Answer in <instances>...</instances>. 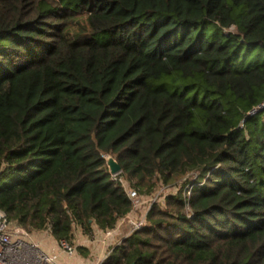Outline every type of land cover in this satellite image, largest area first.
<instances>
[{"label":"trees","instance_id":"trees-1","mask_svg":"<svg viewBox=\"0 0 264 264\" xmlns=\"http://www.w3.org/2000/svg\"><path fill=\"white\" fill-rule=\"evenodd\" d=\"M263 102L264 0H0V210L113 228L111 156L140 195L184 182L101 264H264Z\"/></svg>","mask_w":264,"mask_h":264},{"label":"built area","instance_id":"built-area-1","mask_svg":"<svg viewBox=\"0 0 264 264\" xmlns=\"http://www.w3.org/2000/svg\"><path fill=\"white\" fill-rule=\"evenodd\" d=\"M263 107L264 102L252 110V113ZM112 176L124 188L126 195L131 200L132 207L126 215L118 220L113 228L101 230L94 227V231H92L94 236H92L99 243V252L92 264H101L115 246L128 238L134 231L141 229L146 223L150 208L154 204L164 205L165 195L169 193L166 192V186L159 184L154 189L161 187L162 194L155 193V190L149 195H140L136 189L128 184L124 177L119 175V172L112 174ZM191 188V185L186 186L188 193H190ZM173 191L176 192L177 189L174 188ZM125 229L126 232L123 231ZM47 234L50 235L48 229L37 233L27 231L11 221L6 213L0 210V264H59L62 254L73 258L77 257L76 247L65 240H55L56 250H52L51 243L46 244L39 238L41 235ZM114 241L117 242L113 243ZM112 244L117 245L110 248L109 246Z\"/></svg>","mask_w":264,"mask_h":264},{"label":"rangeland","instance_id":"rangeland-1","mask_svg":"<svg viewBox=\"0 0 264 264\" xmlns=\"http://www.w3.org/2000/svg\"><path fill=\"white\" fill-rule=\"evenodd\" d=\"M192 178L193 177H190L189 179H192ZM183 182H184V180L183 181H180V183L176 187L175 186L166 187L167 188L166 189L167 190L166 192L173 191L174 188L178 189L179 186L183 185ZM160 189H161V191H159ZM153 191H155V193L160 194L162 192V188L161 187H158L157 189H153ZM126 229L123 230V231L126 232L127 231ZM92 231H94V230H92ZM82 235H83L82 230L79 227H77V226L74 227V235H73V243H72V245H74L76 247L77 252H80L81 253V250H82L83 252L81 254L84 255V256L87 255L89 249L87 250L86 248H84L85 245H89L88 247H90V249L93 250V251H95V250H97L99 248V243L96 242V238L95 239L93 238L94 235H93L92 232L89 235H85L86 236L85 242H84V239L82 238ZM39 238H41V240H43L46 244L47 243H54L55 244V239L52 236H50L49 234H47V235H41ZM115 242H117V241H114L113 243H115ZM115 245H117V244H112L109 247L111 248V247H114ZM92 254H93L92 256H94V258H95V254L96 253H93L92 252Z\"/></svg>","mask_w":264,"mask_h":264},{"label":"crops","instance_id":"crops-1","mask_svg":"<svg viewBox=\"0 0 264 264\" xmlns=\"http://www.w3.org/2000/svg\"><path fill=\"white\" fill-rule=\"evenodd\" d=\"M82 238L84 239V242L86 240V236L85 235H82ZM54 243H51L50 245L52 246L51 249L52 250H56V246L55 244L53 245ZM89 245H85L84 248H86L88 250V254L87 255H82L81 253L83 252L81 250V253L80 252H77V257L76 258H73V257H69L65 254H62L60 256V259H59V264H92L93 260H94V256H92V252L93 253H98L99 252V249L93 251L90 249V247H88ZM85 252V251H84ZM96 254H95V257H96Z\"/></svg>","mask_w":264,"mask_h":264},{"label":"water","instance_id":"water-1","mask_svg":"<svg viewBox=\"0 0 264 264\" xmlns=\"http://www.w3.org/2000/svg\"><path fill=\"white\" fill-rule=\"evenodd\" d=\"M107 166L109 168V172L111 174H115L118 173L119 171H121V167L118 164V162L113 158V157H108L107 158Z\"/></svg>","mask_w":264,"mask_h":264}]
</instances>
